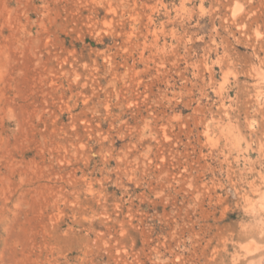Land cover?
I'll return each instance as SVG.
<instances>
[{
    "label": "rangeland",
    "instance_id": "1",
    "mask_svg": "<svg viewBox=\"0 0 264 264\" xmlns=\"http://www.w3.org/2000/svg\"><path fill=\"white\" fill-rule=\"evenodd\" d=\"M262 74L264 0H0V264H260Z\"/></svg>",
    "mask_w": 264,
    "mask_h": 264
},
{
    "label": "bare ground",
    "instance_id": "2",
    "mask_svg": "<svg viewBox=\"0 0 264 264\" xmlns=\"http://www.w3.org/2000/svg\"><path fill=\"white\" fill-rule=\"evenodd\" d=\"M242 9L241 5H236L234 10H233V15L236 16L237 14L240 13ZM262 77L264 79V74H262ZM261 93V92H260ZM257 122L256 119L252 121V123ZM258 192L260 189L257 190ZM259 205L264 209V189L260 192V197H259ZM248 252H254L255 250L259 249L258 247L255 246V244H249L245 246ZM260 264H264V256L260 259Z\"/></svg>",
    "mask_w": 264,
    "mask_h": 264
}]
</instances>
